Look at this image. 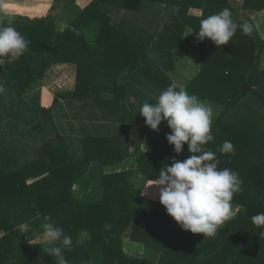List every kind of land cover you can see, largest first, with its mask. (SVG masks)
Returning a JSON list of instances; mask_svg holds the SVG:
<instances>
[{"label": "trees", "instance_id": "obj_1", "mask_svg": "<svg viewBox=\"0 0 264 264\" xmlns=\"http://www.w3.org/2000/svg\"><path fill=\"white\" fill-rule=\"evenodd\" d=\"M143 1H159L178 7L186 3V0H92L67 23L73 30L64 28L62 31L57 29L50 15L30 19L21 15L7 14L0 7V16H4V23L7 24L8 17H11L12 26L29 41L28 50L18 60L5 63L0 67V76L2 75L5 80L4 86H0L4 89L0 92V105L9 95L13 99L18 96L24 102L22 95L35 81L44 77L52 64L58 62L76 64L74 90L56 92L52 105L41 108L42 113L36 120L33 118H30V121L26 118L20 120L24 126L26 123L33 122L32 135L29 139L38 146L33 147V156L29 161L23 162L24 159L20 157V154L18 155L20 149L18 144H13L14 138L19 140L16 136L18 134L10 136L3 133L6 136L0 137V264H56L55 256L51 257L43 252V242L31 241L38 235L34 232H42V230H21L20 228L26 222H33L41 227L45 222V216L50 217L51 222L72 237L71 249L64 250L62 253L68 264H153L144 258L126 254L122 248L123 237L159 250L162 259L172 258L171 261L175 262L174 264H261L260 261L262 262L263 259L257 257L264 256V252L242 251L241 247L244 242H249L253 237L254 231L251 230H264V226L248 225L245 229L249 230L246 235L234 239V242L226 241L220 250H215L217 246H213L219 242L220 236L222 238L220 230H217L214 237H205L190 247L186 240L178 238L181 235H179V229L170 226L171 222L168 218L170 215L164 206L160 202L156 203L139 195V189L132 180L134 174L139 173L145 179L154 180L165 165H171V156L159 155L155 149L156 147L159 150L162 149L160 153L165 154L164 143L161 144L157 142V139L151 140V138L146 149H141L142 144L137 143L130 154L127 151L128 147L123 145L125 142L119 143L121 135L115 138L118 141L114 143L115 151H112L111 146L108 145L110 140L107 137L99 139L95 136H86L82 141V155L79 158H73L68 150H65L64 139L53 144V140L46 141L45 137L38 136L45 130L46 120L49 119L51 122L53 116L61 117L62 113L58 109L59 99L63 97L82 99L87 96L99 97L102 93H111L116 101H122L125 85L121 81V72L129 71L137 66L144 67V65L146 71L152 70L147 62V54L166 44L156 40L155 32L150 34L146 42L137 41L129 34V31L127 32L128 27L114 25L109 15L113 13L111 9L134 14ZM64 2L66 3L67 0ZM70 14V11L66 12V15ZM177 17L180 20V16ZM93 24L96 27L94 38H91L88 31ZM254 35L255 33L253 37ZM256 47L261 51L264 49V42L257 40ZM252 63L254 69H257L256 57ZM227 72L230 74L229 70ZM250 73L237 92L230 88L221 92V97L227 102L221 114H225L245 94L252 91L255 72ZM160 77L163 79V76L160 75ZM202 77L203 75L199 73L186 86V89L195 95L204 96L195 86ZM166 82L168 85L171 84L167 79ZM254 92L262 98L256 89ZM125 98L131 100L130 96ZM71 110L72 108L67 107L64 109V114L69 117L68 113ZM9 114L16 119V123L19 112ZM4 119L9 118L4 117L0 112V125ZM16 129L19 131L18 128ZM254 138L255 140L247 139L246 143L244 138L233 141V146L237 148L234 158L238 159V162L234 163L238 164L239 169L233 163L227 168L233 171L236 169L239 177L251 175L253 156H246L244 153L242 155V152L244 149L255 148L257 141L258 146L262 147L257 163H259L260 174L264 176L263 137L255 134ZM110 139L113 138L110 137ZM38 141L44 142L38 144ZM183 147L187 148V146ZM187 151L186 149L184 154H176L172 157L182 161L188 156ZM131 156H134L135 167L102 175L101 187L93 189L88 195L92 198L82 200L81 194H75L72 190L76 181L82 180L85 170L91 163L111 165ZM242 157L247 160V163L249 162L248 168H245L244 162L241 163ZM223 168H226L225 162ZM30 180L32 181L28 182ZM146 190L151 196L155 194L151 186H148ZM98 191L101 193L97 198ZM238 193L248 197L249 200L236 202L243 207L236 217L242 212L249 211L250 208L254 209V215L264 212L263 179L262 185L243 186ZM252 196L256 197L253 200H259L250 201ZM105 224H110L111 227L105 229ZM84 231L87 232V238L82 241L80 237ZM171 243L176 244L177 248H173ZM170 253H172L171 258Z\"/></svg>", "mask_w": 264, "mask_h": 264}, {"label": "crops", "instance_id": "obj_2", "mask_svg": "<svg viewBox=\"0 0 264 264\" xmlns=\"http://www.w3.org/2000/svg\"><path fill=\"white\" fill-rule=\"evenodd\" d=\"M91 1L92 0H67L65 3L64 0H0V7L7 14L21 15L30 19L50 15L54 19L57 29L62 31L64 29L63 25L70 21L71 15L74 14V16H76L77 13ZM224 8H229L231 10L235 22L243 23L247 21L251 23L255 33L254 37L253 31L250 35H244L238 29L231 41L225 45H221L220 48H216L214 42L208 38L199 41L196 36V31L199 30L201 19L211 14L218 13ZM111 10L113 13L111 12L109 15L112 18V23L118 27L123 26L130 28L131 30H129V34L137 41H147L150 34L155 32L156 40L159 43H164L166 45L149 51L147 54V62L152 70L146 71L144 65V67L137 66L129 71L125 70L121 72V81H123L125 85V94H123L124 98L122 101H116L114 95L111 93H102L99 97L87 96L82 99L64 97L59 99L58 109L62 115L61 117L53 116L52 121L54 123L55 132L46 136L44 139L46 141L53 140V144L64 139L65 150H68L71 157L79 158L82 155V141L86 136H95L99 139L107 137L110 140L108 145L111 146L112 151H115L114 143H118L115 138H118L121 135V138L123 139L120 138L119 143L122 144L121 142L124 141L125 144L123 145L128 147L127 151L130 154H132L137 143L142 144L141 149H146L148 143L147 140L152 138L151 140L157 139V142L165 144V154L160 153L162 152V149L159 150V148H155L159 152V155H170L171 158H173L172 156L176 155V153L173 150V146L166 140V134L171 131L166 122L162 121L161 126H158V130H152L144 123V118L142 116H138L135 120L134 114L131 113V111L135 108L137 109L138 105H142L144 102H148L149 104L155 103L162 90L169 86L166 79L171 84L175 83L178 87L182 86L186 88V86L199 73H201L203 77L195 86L197 91L203 93L204 96H197L202 100L211 103L214 108L212 123V135L214 136V140L208 142L204 148L205 150H210L216 154V158L219 161L217 165L219 169H223L224 162L226 168L229 164H235L238 162V159L234 158L233 154L222 153L220 148L224 141H230L233 144V141L244 138V142L246 143L247 139L251 138L248 134V128L238 127L235 124V121L231 118L233 116L231 114V108H234L235 105L238 106L237 103L239 101L241 103V100L244 97L237 101L235 105L225 112V114H221V112L227 102L224 100V103H218L217 100L218 96L219 98L221 97V92L228 90V88L234 92L240 90L243 86L242 84L245 83L247 77L251 74L250 72H255L252 80V90L254 91L255 89L258 90L264 88V79L262 80V78H264V49L260 51L258 48L259 46L256 47L257 40L260 39L264 42V0H186V3L181 7L173 4L166 5L159 1H143L139 10L134 12V14L132 12H123L118 9ZM67 11L71 12L69 16L66 15ZM177 16H180V20ZM94 25L95 24L92 25L93 27L91 29H94L95 32L96 25ZM89 32L93 31L89 30L88 33ZM89 35L91 38H94V35H91L90 33ZM255 57L258 65L257 69H254L252 63ZM238 67L239 69L236 70ZM242 68L246 69L245 73H243ZM228 70L230 74H228ZM149 71L153 73H148ZM75 74V63L58 62L52 64L45 72L44 77L39 79L43 80L44 84L39 87L36 85L39 81L37 80L32 84V87L28 89V91H30V96L28 95V97L24 98L22 95L27 109H31L32 107L28 103L36 100V102H38L36 108L40 112L41 108H48L52 105L56 92H72L76 84ZM243 74H246V77ZM160 75L163 76V79H161ZM208 77L212 78V80H209ZM204 80H208L209 82H205ZM155 83L163 84V87L160 86L161 89H156L153 86ZM232 85L236 86L232 87ZM148 91L154 92V95L148 96L144 93ZM44 92H46V94H44ZM188 93L193 94L189 91ZM125 96H130L132 99L129 100L125 98ZM261 96L262 98H253L249 100L250 104L255 103L254 107L257 106V108H259L261 102L258 100L263 101L264 103V95ZM10 97L11 96L9 95L8 98L10 99ZM209 97L214 98L210 99ZM6 107L7 103L4 99L0 105L1 115L3 114L2 110L4 111ZM67 107L72 108L71 111H75L73 116L67 117L64 114V109ZM131 107H134V109ZM251 116H253V114H251ZM20 120L21 119L17 120L18 123H20ZM13 121H16L14 117ZM32 123V121L26 123V126L21 123L22 126L19 129L20 134L25 133L24 137L21 138L25 145H21L22 148L20 147L18 153V155L20 154V157L24 159L23 162H27L31 159L33 156V147L36 145L35 142H32L29 139V136L32 135ZM75 133L78 135H75ZM255 134H257L256 131ZM59 136H63L64 138H58ZM110 137L113 139H110ZM42 142L44 141H38V144H41ZM256 145L255 148L251 150L244 149L242 152V155L244 153L246 156H253L254 159L251 160V162L258 158L256 152H259L260 148H262L258 146V141ZM183 146H187V144L185 143ZM236 149L237 148H235V151ZM185 150L180 154H184ZM118 153L119 152H117V154ZM187 155L190 156L191 153L187 151ZM246 161L247 160L242 157L241 163L244 162L246 165L245 168H248L247 165L249 162L247 163ZM133 162L134 156L125 157L121 161L111 165L91 163L85 170L82 180H85L87 176L91 179L96 176L94 165L103 166L105 169L103 168L102 175H104L122 169H128L129 167L125 163H128V165L131 163L130 165H133ZM120 165H123L124 168L120 169ZM235 165L238 168V164ZM132 168L130 166V169ZM250 172L252 173H250L251 175H248V177L247 175L246 177H240L243 181L241 187H256L262 185V179L264 180V176L259 172V163H257V160L252 163ZM138 176L140 180L136 181V178H132V180L139 189V195L159 203L158 186L151 185L155 192L154 195L151 196L146 192L148 185L153 183L154 180L145 179L139 173ZM82 180L76 181L75 186H79V184L84 185L82 184ZM31 181L32 180L28 182ZM100 185L101 179L93 186L85 181V195L88 196L89 193L92 192L94 186L101 187ZM73 191L75 194H78L77 190ZM84 191L85 188L78 195H82ZM239 196H242V194L238 192L235 193L231 201L233 208L239 209L236 215L243 209V207L236 202L249 200L248 197ZM80 198H82V196H80ZM250 198H252L250 201L259 200H253L256 198L253 196ZM253 211L254 209L250 208L249 211L242 212L238 217L235 215L234 218L227 220L220 225L218 230H220L222 238L220 236L219 242L213 244V246H217V248L214 249L220 250L222 248L221 246L226 244V241H228V243L231 241L234 242V239L246 235V232L249 231L245 230L246 227L248 225L251 227L255 226L251 219V217L254 216ZM168 218L170 222L172 221L174 223V225L179 226L173 217L169 216ZM178 231L179 235L181 234L178 238L186 240V243L189 244L190 247H193L196 242L204 238L202 233H192L188 230H182L181 228ZM251 231H254L253 237L249 242L247 241L242 244L243 246L241 247V250H255V252L257 251L259 253L264 252V230ZM34 233H38V235H36L31 241L38 243L43 242L42 232L36 231ZM86 238L87 232L84 231L82 232L80 239L83 241ZM170 245H172L173 248H177V245L174 243H171ZM122 248L126 254L144 258L153 264L175 263L171 261L172 253H170L171 259H162L159 250L153 249L151 246L139 241L131 240L127 237H123L122 239ZM257 258L263 259L260 263L264 264V256H258Z\"/></svg>", "mask_w": 264, "mask_h": 264}, {"label": "clouds", "instance_id": "obj_3", "mask_svg": "<svg viewBox=\"0 0 264 264\" xmlns=\"http://www.w3.org/2000/svg\"><path fill=\"white\" fill-rule=\"evenodd\" d=\"M63 27L73 30L67 23ZM238 29L250 35L253 25L247 21L235 22L231 10L224 8L201 19L196 36L199 41L208 38L220 48L231 41ZM28 44V39L12 26L11 17L5 24L4 16H0V67L18 60L28 50ZM3 90L0 87V92ZM137 110L152 130H158L161 122H166L171 130L166 140L176 154L182 152L185 143L191 153L182 161L171 158V165H165L148 186H158L160 203L182 229L202 233L204 238L214 237L219 226L234 218L239 210L233 208L231 201L241 190L243 181L237 172L219 169L216 154L204 148L214 140L212 104L172 83L162 90L155 103L144 102ZM220 151L235 154L230 141H224ZM251 219L255 225L264 226V212ZM44 221L41 226L43 252L55 256L56 264H68L62 253L71 249L72 237L51 222L50 217L45 216ZM104 227L108 229L111 225Z\"/></svg>", "mask_w": 264, "mask_h": 264}, {"label": "rangeland", "instance_id": "obj_4", "mask_svg": "<svg viewBox=\"0 0 264 264\" xmlns=\"http://www.w3.org/2000/svg\"><path fill=\"white\" fill-rule=\"evenodd\" d=\"M74 17H75L74 14H72L70 19H73ZM129 29L127 31H129ZM90 30L93 31V32H89V33L91 35H94L95 34L94 29H90ZM237 69H239V67L236 68V70ZM242 71H243V73H245L246 69L242 68ZM258 73H259V71H258ZM244 76L246 77V74ZM263 79L264 78H262V80ZM43 82H44L43 80H39L36 85H38L40 87L41 85L44 84ZM4 84H5V80H4V77L1 75L0 76V86H4ZM153 86L156 89H161L160 86L163 87V84L155 83V84H153ZM235 86L236 85H232V87H235ZM256 92L260 93L261 95H264V88H260V89L256 90ZM144 93H146L148 96L154 95V92H152V91H148V92H144ZM28 95L30 96V91L27 90L23 94V96H24V98H26V97H28ZM209 98L212 99L214 97H209ZM253 98H261V97H257V95L255 94V92L253 90L250 91L249 93H247L244 96V98L241 100V103H240V101L237 103L238 106L235 105L234 108H231V110H232L231 114L233 115V116L231 115L232 116L231 118H232L233 121H235V124L238 127H242V128L246 127V128H248V132H249L248 134H249V136H251V138H253L255 140L254 136H255V131H256L257 134L262 135V137H263L262 141H264V103H263V101H260V100L257 99L259 102H261L260 106H259V108H257V106L254 107L255 103L254 104H250V102H249V100H251ZM5 100H6V103H7V107L4 109L5 112L2 110V113L4 114L5 117H8L9 119H4V122H2L3 125L1 124V126H0V134H1L0 137L1 136L2 137L6 136V134H3V133H7L10 136L11 135L15 136L16 134H18L16 136L19 137V140L18 139L16 140V138H14L13 139V144H18V149H19L20 147L22 148V146L25 145V143L22 142V140L20 139V138L24 137L25 133H22V134L19 133V131L16 128L20 129L22 125H21V123H18V121L15 123L13 121V117L9 113L18 111L19 114L17 116V120H19L21 118H26L28 121H30V118L36 119V118H38V115H40V112L36 108V106L38 105V102H36V100L30 101V103H28V104L31 105L32 107H31V109H27V107L25 106V102H23L21 99H19L18 96H16L14 99H13L12 96L10 97V99L8 98V96H6ZM217 102L218 103H221V102L224 103V98L223 97L218 98ZM131 108L134 109V107H131ZM74 112L75 111H71L70 113H68V116L69 117L73 116ZM131 113L134 114V119L135 120L138 118V116H141L139 114V111H137L136 108L134 110H132ZM251 114H253V116H251ZM21 120H23V119H21ZM250 121H251V123H250ZM46 125L47 126H46L45 130L38 134V136H40L41 138H44V137H46V136H48L50 134H53L55 132L53 121L50 122L49 119L46 120ZM260 132H262V134ZM75 135H78V134L75 133ZM25 140H26V138H25ZM148 141L149 140H147V142ZM17 151H16V154H17ZM256 153H257L258 156L261 154L260 152H256ZM253 159L254 158L252 157L251 160H253ZM258 159L259 158L255 159V160H258ZM254 161H252V163ZM125 164H127V166L129 168H130V166H131V168L135 167L134 165H130L131 163L129 165H128V163H125ZM103 168L104 167L101 166V165H94V170L96 171V176L95 177H92V179H91L89 176H87L85 180L84 179L82 180L83 181L82 184H84V185H81V184L78 183L79 186H72V190H75V191L77 190L78 194L85 188L84 193H82V195H81L82 196V200H88V199L92 198L91 196H86L85 195V193H86L85 181H86V183H90L92 186L95 185L101 179ZM119 168L122 169V168H124V166L120 165ZM122 171H126V169H122V170L117 171V172H122ZM133 177L136 178V181L140 180V178L138 176V173L134 174ZM95 188H97V186H94L93 189H95ZM100 193H101V191H98L96 193V197L97 198L100 196ZM238 205H240V204H238ZM172 223L173 222L171 221V224H170L171 227L176 228V229L177 228L180 229V225L178 226V225H174V223L173 224ZM20 228H21V230H32V229L33 230H42V227L36 226V224L33 223V222L32 223H27V222L23 223Z\"/></svg>", "mask_w": 264, "mask_h": 264}, {"label": "built area", "instance_id": "obj_5", "mask_svg": "<svg viewBox=\"0 0 264 264\" xmlns=\"http://www.w3.org/2000/svg\"><path fill=\"white\" fill-rule=\"evenodd\" d=\"M73 186H75V184Z\"/></svg>", "mask_w": 264, "mask_h": 264}]
</instances>
